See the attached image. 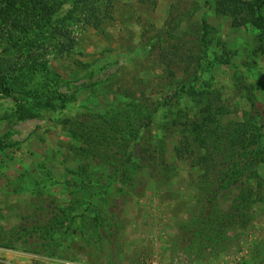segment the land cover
Segmentation results:
<instances>
[{"label": "rangeland", "instance_id": "1", "mask_svg": "<svg viewBox=\"0 0 264 264\" xmlns=\"http://www.w3.org/2000/svg\"><path fill=\"white\" fill-rule=\"evenodd\" d=\"M217 1L112 0L111 19L99 29L74 21L53 40L73 6L64 1L51 25L28 33L47 53L22 87L0 95V264H195L220 253L229 264L249 257L264 264V23H249L264 20V0L238 1L233 16L218 14ZM203 20L206 53L194 81L185 78L180 53L161 59L152 40L167 22L181 35ZM197 94L221 110L223 127L244 125L254 158L255 176L217 190L221 212L241 189L254 202L247 223L220 236L205 224L204 172L193 154L200 151L187 131L205 98ZM134 99L161 103L151 127L156 165L125 179L105 160L111 145L132 147V130L146 125L138 110L129 113ZM44 101L55 108L15 115L19 105ZM115 104L124 106L117 129L109 124ZM83 121L98 129L96 159L80 154L87 145L69 132ZM107 127L117 142L100 135Z\"/></svg>", "mask_w": 264, "mask_h": 264}, {"label": "trees", "instance_id": "2", "mask_svg": "<svg viewBox=\"0 0 264 264\" xmlns=\"http://www.w3.org/2000/svg\"><path fill=\"white\" fill-rule=\"evenodd\" d=\"M64 1L71 2L73 6L64 19L63 26L53 30L51 36L53 40L66 37L67 30H64V28L74 21L83 22L86 26L99 29L105 20L111 19L109 8L112 0H0V95L8 96L22 87L27 75L34 72L40 65L47 53L45 43H38L35 39L26 36L30 31H39L44 26L51 25V17L57 7ZM238 1L240 0H218L215 3V11L218 14L233 16L234 9L236 11L238 8ZM255 2L259 3L260 0H255ZM249 23L260 27L264 20L260 18L258 21L257 18H251ZM166 25L165 28L153 36L154 48L160 52L161 59L168 58L169 53L173 55L180 53L185 78L197 80V74L206 53V36L209 29L206 21L201 22L199 30L193 26V32L190 31L181 35L175 34L170 22H167ZM184 82L186 83L187 79ZM202 97L205 98L200 100L202 107L199 116L195 121L188 124L187 131L192 136V143L200 151L199 154L194 152L193 154L195 162L204 172L200 190L203 198L202 203L205 204L202 209L209 215L205 224L206 227L213 228V231L220 236L227 227L232 225L244 226L248 220L247 211L254 202L252 192L248 189H241L233 199L231 209L228 212H221L217 209L219 198L217 190L222 189L224 186H234L243 178L247 180L255 176L256 173L253 170L255 169V166H253L254 158L250 159L248 156V137L245 130H243L244 125L234 124L233 127L232 125L223 127L216 119L221 110L216 111L215 114L209 96L198 94L196 96L198 99ZM127 106L130 111L132 110L129 113L133 114L138 110L137 115L146 122V125L143 129L132 130L131 133L134 134L132 147L129 144L126 146L111 145L108 152L110 158L105 160L112 170V174L116 175L117 172H120L121 175L125 176V179L128 175L135 177L146 167L156 165L153 160L149 163V159L152 157L150 155L153 133L151 127L153 117L160 109L161 103L147 105L142 104L139 99H134ZM32 108L37 111L40 108L54 109L55 106L47 101H44L42 105L38 104L36 107L32 106L31 108L19 105L15 115L19 119L34 117L35 114ZM123 109L124 106L118 104L111 107L109 124L115 126L116 129L119 128L118 123L121 114H123L121 113ZM253 111H256L254 106ZM93 117L103 121L106 116L96 115ZM95 125L92 124L89 127L86 125V121H83L73 123L69 128V132L73 137H80L83 139V143L87 145V148L78 150L85 158L99 157V154L94 152V149L98 146H95L96 144L93 141L99 137L96 135L98 129ZM110 129L112 128L107 127V129L102 130L104 134L100 135L117 142L109 134ZM128 135L130 136L129 133ZM140 136L141 139H139ZM143 141L145 145L141 144ZM90 148L91 150H89ZM177 153L179 152L177 151ZM249 155L252 156L251 153ZM259 159H261L259 161H262L263 155ZM108 181V183H111V177Z\"/></svg>", "mask_w": 264, "mask_h": 264}, {"label": "crops", "instance_id": "3", "mask_svg": "<svg viewBox=\"0 0 264 264\" xmlns=\"http://www.w3.org/2000/svg\"><path fill=\"white\" fill-rule=\"evenodd\" d=\"M246 259H248L247 264H254V262L251 260V257ZM195 264H229V263H228V256L220 253L217 255H210L207 257L205 256L204 258L201 259L200 262Z\"/></svg>", "mask_w": 264, "mask_h": 264}, {"label": "built area", "instance_id": "4", "mask_svg": "<svg viewBox=\"0 0 264 264\" xmlns=\"http://www.w3.org/2000/svg\"><path fill=\"white\" fill-rule=\"evenodd\" d=\"M182 257H184V258H182L183 260L185 259V261L187 260V258L185 257V256H183V255H181ZM57 263V262H56ZM61 264H69V263H64V262H60ZM185 264H190V263H188V262H186Z\"/></svg>", "mask_w": 264, "mask_h": 264}]
</instances>
